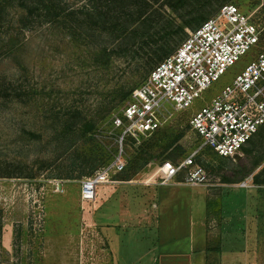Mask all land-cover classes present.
<instances>
[{
  "label": "rangeland",
  "instance_id": "374dc122",
  "mask_svg": "<svg viewBox=\"0 0 264 264\" xmlns=\"http://www.w3.org/2000/svg\"><path fill=\"white\" fill-rule=\"evenodd\" d=\"M63 1L70 6L86 3L89 9L93 3ZM203 3L204 10L187 15L180 0H159L154 9L159 8L162 16L150 11L155 22L144 37L123 29V24L130 30L135 26L133 18L141 1L119 0L116 11L110 13L111 0H100L103 11L109 12L107 17L111 20L116 14L120 20L87 45L54 24L22 26L23 7L18 0L8 5L7 25V0H0V264H201L207 231L214 245L209 264H248L249 260L264 264V182L255 184L253 179L262 174L264 181V161L244 180L249 186L242 187L244 181L223 182V175L231 176L242 161L248 162L247 150L254 152L253 160L264 154V127L233 157L221 158L208 148L200 151L197 160L201 159L205 166H200L211 178L208 186L179 184L185 173L163 185L158 173L164 162L177 164L199 149L201 141L189 124L192 115L232 84L264 42L227 69L188 111L169 108L170 119L158 133L140 143L128 138L123 147L127 169L100 184L97 199L83 195L82 182L121 152L123 131L115 121L135 102L136 93L159 62L148 63L145 54L156 44L158 33H174L177 47L201 17L211 14V18L222 6L234 4L252 16L264 34V0ZM169 20L175 24L189 20L193 27L176 33L167 25ZM180 132H185L180 143L168 146ZM144 142L151 152L150 162L125 181L133 163L139 161L135 148ZM179 145L185 150L182 155L176 152ZM116 190L125 198H139V203L131 201L134 209L146 206L155 211L153 227L146 223L137 227L119 223V227L113 213L110 219L117 227L102 225L99 217L106 210L96 213L104 198ZM205 191L207 202L205 197L191 199ZM208 198L215 202L212 212L216 215L210 221ZM222 231L220 252L215 245Z\"/></svg>",
  "mask_w": 264,
  "mask_h": 264
},
{
  "label": "built area",
  "instance_id": "2783aa9c",
  "mask_svg": "<svg viewBox=\"0 0 264 264\" xmlns=\"http://www.w3.org/2000/svg\"><path fill=\"white\" fill-rule=\"evenodd\" d=\"M262 33L252 16L234 4L222 6L191 32L170 57L152 70L136 93L135 102L116 119V126L123 131L121 152L112 163L82 182L84 198L97 199L99 185L126 169L123 147L128 138L140 143L159 131L170 119L169 108L188 111L227 69L261 44ZM189 124L201 145L178 164L164 162L158 169L160 184L167 185L185 173L179 184L208 186L211 178L197 163L200 151L210 148L221 157H233L264 126V47L232 84L192 115ZM241 186L249 185L244 181Z\"/></svg>",
  "mask_w": 264,
  "mask_h": 264
},
{
  "label": "trees",
  "instance_id": "16d2710c",
  "mask_svg": "<svg viewBox=\"0 0 264 264\" xmlns=\"http://www.w3.org/2000/svg\"><path fill=\"white\" fill-rule=\"evenodd\" d=\"M14 1L16 0H7V25H9L8 19L10 18V14H9L10 11L8 5L10 3L13 4ZM118 1L119 0H111L112 10H110V13L111 12L114 13L116 11L115 8H116V3ZM122 1L125 2V0ZM139 1L142 2V7L139 8L137 15L133 18L134 20L137 21L136 22L137 25L135 24V26L132 27L133 29L130 30L131 28H129L128 24H123V29L130 31L131 34L133 35H143L144 37H147L149 32L146 31V28L155 22V19L150 14V11L154 9V7L157 5V2H159V0H139ZM18 2H20L21 6L23 7L22 14L20 17L22 26L32 25L34 23L54 24L55 26H57L62 30L71 32L76 38L80 39L87 45L92 43L95 40V38H97L102 33V31L106 29V27L116 26L118 25L120 20V18L116 14H113L110 20V17H107V14L109 16V12L106 13L103 11V8L101 7L100 4V0H93L92 6L90 5L91 7L90 9L86 5V3H83L80 6H70L68 5L67 2L63 0H18ZM180 4L188 9L187 15H194L195 13L200 12V9L201 11L205 9L203 0H180ZM153 13L157 14L158 16H162L161 14L162 12L161 10H159V8H155L153 10ZM210 16L211 14H205L203 17H201L197 23L198 25L196 29L199 28L205 21L210 19L209 18ZM166 23L169 27L176 28V30L174 31L176 33L179 31H183L185 29H192L193 27L192 22L189 20H183L181 23H176V24L174 20H169ZM7 29L10 28L7 27ZM142 31L143 34H141ZM173 34L171 33L169 35H161L160 33H158L159 39L156 40V44L152 46L150 51L145 53L149 57L148 63H154L155 61H159L158 64H160L177 50V48L181 44L176 47L177 39L175 40L173 38ZM262 42H264V34H262ZM263 127L264 126H262L260 130ZM260 130L256 135L260 133ZM159 131H157L156 133H158ZM156 133H154L153 135H155ZM184 133L185 132L178 133L176 138L169 142L168 146L172 147L176 143H180L181 139H183L184 137ZM252 140L248 144L252 143ZM145 145L146 142H144V144H142L138 148H135V151L138 153L139 156L138 160L142 162L135 161L133 163V167H131L130 169L131 171L124 178L125 181L132 180L137 175V173L150 162L151 152L149 149H145ZM243 149L244 147L242 148V150ZM184 151L185 150L181 145L177 146L176 152L179 153L178 155H182ZM252 153H254L252 150L246 151V157L248 162L243 163L242 161L239 164L238 171H235L233 174H231V176L223 175L224 183L232 184V183L242 182L246 178L251 176L256 171V169H258L261 166V164L264 161V154L261 157L257 158L256 160H253ZM221 158L227 159L225 157H221ZM169 161L172 162V160ZM197 163L199 165H203L200 158L197 160ZM208 165H210L209 162L206 166L208 167ZM261 175L262 174H256L253 176L255 184H260L264 182L260 179ZM214 206H215L214 200L208 199L209 221L213 219V215H216L213 214L212 212L215 209ZM216 249H218L221 252L220 244L216 247Z\"/></svg>",
  "mask_w": 264,
  "mask_h": 264
},
{
  "label": "crops",
  "instance_id": "0c3cea01",
  "mask_svg": "<svg viewBox=\"0 0 264 264\" xmlns=\"http://www.w3.org/2000/svg\"><path fill=\"white\" fill-rule=\"evenodd\" d=\"M130 183H132V182H130ZM204 197L206 198V202H207L208 193L206 191L202 192V193H200V192L194 193L191 199L198 200V198H200L203 200ZM126 199H128V198H125V195L123 194V192L121 190H116L113 194H110L104 198V201L101 202V204L99 206V210L97 209L98 211L96 213V214H98L99 212H102L103 209L106 210L105 213L103 214L104 216L99 217V219L102 222V225L109 227V226H116L120 223V226H123L125 223L127 226H133L134 225L137 227V226L141 225V223H143V224L146 223L147 226L153 227L150 224L156 223V220H157L156 212L148 210L146 208V206H141V208H135L134 209L133 208L134 206L131 205V201L139 203V201H138L139 198L137 199L136 197L134 198V196H133V198L131 199V197H130L131 200L128 199L129 200L128 203H127ZM140 199H143V198L140 196ZM126 203L128 204L127 207H126ZM154 207H155V205H154ZM111 213L117 215L118 222L116 225L112 224V220L110 219V217L112 215ZM206 215L208 216V208H206ZM224 218H225V221H227L229 219L226 217H224ZM127 223H133V224L128 225ZM143 224L141 226H143ZM206 230H207V226H206ZM207 234H208V237L206 238V246H205L206 248L204 250L205 256L201 257V264H209V260H210L209 250L214 248V245H211L210 234L208 233V231H207ZM222 236H223V231L221 232V238H219V243H220L221 247H223V244H224ZM219 243L217 245H215V247H217L219 245ZM255 257H257L256 254H255ZM250 263L251 262L249 260L248 264H250ZM196 264H198V262Z\"/></svg>",
  "mask_w": 264,
  "mask_h": 264
}]
</instances>
